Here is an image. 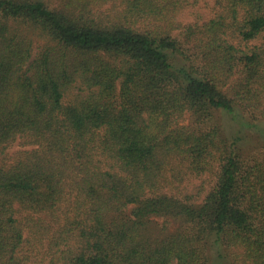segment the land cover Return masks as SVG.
Instances as JSON below:
<instances>
[{
  "label": "trees",
  "instance_id": "obj_1",
  "mask_svg": "<svg viewBox=\"0 0 264 264\" xmlns=\"http://www.w3.org/2000/svg\"><path fill=\"white\" fill-rule=\"evenodd\" d=\"M199 2L0 0V264H264V0Z\"/></svg>",
  "mask_w": 264,
  "mask_h": 264
},
{
  "label": "rangeland",
  "instance_id": "obj_2",
  "mask_svg": "<svg viewBox=\"0 0 264 264\" xmlns=\"http://www.w3.org/2000/svg\"><path fill=\"white\" fill-rule=\"evenodd\" d=\"M48 1V0H45ZM59 0H53L54 3H58ZM216 0H200V2L194 6L186 9L183 11L179 16L178 20L184 25L195 24L196 22V15H200V23L204 24L207 23L211 17L213 16L214 12L216 11ZM212 119L206 120L202 124H197L194 128L199 130H207L212 125L221 123L223 129L225 130L226 135L229 138H233L238 131L243 127L242 120L239 114H231L228 112H220L217 116L211 117ZM191 118L189 115L186 116L184 123H190ZM246 133L243 134V141L241 142L243 146V156L246 162L253 163L256 161H264V140L258 139L249 129L245 128ZM24 147L14 144L12 148H10L11 153H15ZM201 181L200 178L191 177L187 182L186 185L190 191L199 184ZM208 182V179H207ZM210 182V180H209ZM209 187V185H208ZM159 222H162L163 219L157 218Z\"/></svg>",
  "mask_w": 264,
  "mask_h": 264
}]
</instances>
